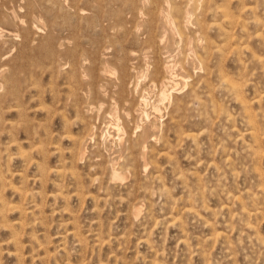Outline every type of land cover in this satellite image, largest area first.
I'll list each match as a JSON object with an SVG mask.
<instances>
[{
	"label": "bare ground",
	"instance_id": "obj_1",
	"mask_svg": "<svg viewBox=\"0 0 264 264\" xmlns=\"http://www.w3.org/2000/svg\"><path fill=\"white\" fill-rule=\"evenodd\" d=\"M65 1L66 0H0V227L6 228V230L10 229V230H8V232L10 231V233H9L10 235H9V237H7V238H9L8 242L11 243L10 246L13 245L15 247L17 254L20 253V252H18V249L20 248V244L22 243V242L20 243L21 239L19 241L18 233L16 231L17 225L18 224L20 225V222H19L20 220H18L19 223H17V222L16 223L15 222L14 223H12V222L8 223L7 219H9V218L7 215L11 211H14L15 209H17V211H19L18 215L20 214L21 216L22 215L23 216L35 215V214H37L36 211L39 212L38 215H40V213H42V210L39 207V206H41V204L40 205L38 204L39 205L38 206L37 201H35L36 205H32L30 207V209L28 210L26 208L27 204H29L27 199H28V197H31V196L33 198V195H32L33 192L27 191L28 188H25V186L24 187L23 186L22 187L16 186V188H15V186L12 185L14 183L9 182V181H11L10 179L13 177H17L19 180L26 182L27 176H24L22 174L23 172H21V171H20L21 173H18V172L13 173V171L9 169V165L7 163L9 161V157H8L9 154L7 152L9 150H11L12 147L15 148L16 150H18L21 154V160L20 161H23L24 165H27V166L30 164L33 165L35 163L37 166L38 172H40L39 178L44 180V178L51 172V170L48 169V168H50L48 166V163L50 161V157H52V155H53L51 153V151L49 150L50 148L48 149L45 146H49L50 144L53 145L54 142L51 141L52 134L48 131L49 126H47V128L43 127L42 132L38 131L37 127H40L41 125L43 126V124H46V123L49 124L51 122V120L53 119V115L56 114L57 110H58L55 107V105H60L59 106L60 109L64 108V106H67L66 108H68V106L71 107L73 109L75 119H77V121L79 123L78 125H80V129H81L80 134L78 136H77V134H75L76 135L75 137H71L70 136V128H71L70 126L74 122L72 123L71 121L67 120L68 119L67 116H66V118H64L65 115H63V116L59 115V117H61V119H60L61 122L58 123V126L60 124V128L63 131L61 132L60 136H59V134L57 135V136H59V138H58V141L55 142V144H58V147H55V149H53L56 151L55 154L57 155L56 157L58 158V161H61V162L63 161L64 163H66V161H67L68 165L71 168H73L72 173L71 172L70 173L72 174L71 175L72 177L74 176L73 179L76 180L75 182H77V183H75V182L74 183L77 185L78 184L83 185V184H81V181L83 183L85 182L84 180L80 179V177H81L79 175L80 172L78 174L79 169L77 171L75 170V168L78 166V164H81V163H83L82 164L83 167H84V164H86L85 166L87 167L88 170L94 171L93 172L94 177L90 178V182L95 181V180H99V184H98L99 186H98L97 190H99V189L101 190V188L104 187V186H101L103 184L100 185V181L101 182L104 181L105 184H108V185L111 184L113 186H114V183L118 184V183H122L123 181H125V179L127 178V173H129V171L131 170V169L129 170V168H131V167L133 168V171L131 172L132 175L133 174L136 175L142 171L144 173V170L148 169L147 165L150 162L149 161V159H150L149 151L152 148V146L155 144V142H157L156 138H155V134L157 132H160V134H161L160 139L162 141L160 139H158V140H160L161 143L163 142L162 145H163V148L165 149V150H163L164 152H162L161 150L163 148L161 147L162 148L160 150L161 152L158 151V153H159V155L161 153L162 158H163V155H164L165 159L169 158L168 154H167V153H169V151L167 150V148L169 146V144H168L169 141L167 140L168 143H166V137H167L168 133L172 132L173 134L178 133L177 135L179 138V136H180L179 133L184 134V131L182 130V128H184L183 125L185 126V122H187V123L192 122L193 123V121L197 120V116H196V120L192 119L193 120L192 121L190 119L191 116L188 113L190 111L189 107L191 106V108H192V105H193V103H195V101L199 102L200 105L203 102V101L202 102L200 101V100H202L200 98H203L202 97L203 94L201 95L200 91H199V89H203L201 87V85L204 88H206V90L204 91L206 101L208 102V104L210 103V106H211L210 110H212L214 117H215V115H218V112L222 111L220 109L221 107L219 108V105L216 104V102H215L216 100H214L215 98L211 96L213 94L212 91H213L214 87L211 84L210 80H213V81L216 80L219 83L223 82L224 85H219V87H220L219 89L221 90V87L224 88L227 94L229 93V94L233 95L234 99L236 100L235 101L233 99V101L236 103L238 101L240 104L242 117L241 116H239V117H240V119L243 118V120L246 122V125L243 126L242 130H244L246 128L245 126H247V128H246L244 133L239 132V133H237V135L234 133V135L238 136L237 138H239V140L243 139V137H246L245 139H248L247 141H249V142L243 143V149H244L245 153L248 155V157L247 156L246 157L251 159L250 161H252V163H251L252 165H253V162H254V165L255 164L257 165V164H260L261 160H264V150H263L264 148L262 146V140L264 138V112H263L264 107L260 108L261 109L260 111H262V112H254L252 110L253 104H260L261 105V103H262L261 100L264 98V90L258 89V90H261V92L255 96L251 94L252 98H250V99L244 98V95H241V87L243 85H245V80H242V77H245L246 74L245 73L242 74V71L240 69V68L244 69V66H242V65L245 61L248 60L249 61L248 64H250V62H251L252 64H255L257 66L258 69H256V70H258V75L263 79V82H264V34H263V32H264V0H80L81 3L78 2L79 0H70L71 3H67ZM67 1H69V0H67ZM260 8H262V11L259 10ZM251 27L253 28L252 30H251ZM252 40H255L256 42H258L260 44V46L263 50V54H261V53L257 54V51H259V50H257L255 52L251 48H249L250 47L249 44L251 43V45H252V42H251ZM255 45L253 47H255ZM260 46H259V48H260ZM262 50H260V52ZM229 56H231V58L233 57L235 59L234 61H236L239 65V71L235 74V76H237V79H239L240 81L242 80V82L237 80L240 83L235 81L236 78L233 79L232 76H230L228 73L224 72V70H223V65H224L226 59L227 58L229 59ZM228 59H227V61H228ZM229 60H231V59H229ZM250 68L251 67H249L247 69H250ZM235 69H236V67H235ZM251 69H250V71H251ZM228 71H230V70H228ZM245 71L247 72L248 70H245ZM234 73H235V71H234ZM212 75H214V76H212ZM232 75L234 76V74H232ZM256 75H257V73H256ZM211 77H212V79H211ZM252 78H251V80H252ZM254 80H256V79L254 78ZM213 83H215V82H213ZM256 83H258V82H256ZM261 83H262V81H261ZM246 84H248V79L246 80ZM258 85H260V83ZM46 86L47 87L49 86L48 89ZM59 86H61V87H59ZM248 86H249V84H248ZM255 87L256 86L254 85V88ZM259 88H261V87H259ZM256 89L257 88H255V90ZM46 97H48V99L50 101L51 108H47L44 105V99ZM220 97H222V94L220 95ZM230 101H232V99ZM208 104H206V105H208ZM237 106H238V104H237ZM38 107H41V108L45 107L46 108V110L44 111L45 116H43V117H45L43 120L44 123L34 121V118L36 119L35 113L38 110L37 109ZM200 107H196V110ZM203 107H204V105L202 106V108ZM103 108H104V110L102 111ZM256 108H258V110H259L258 105ZM188 109H189V111H188ZM194 109H195V107H194ZM194 109H192L191 111H193ZM40 110L42 111V109H40ZM191 111H190V113H191ZM195 111H194L195 115L196 114L198 115V112H195ZM212 113H210V115H212ZM223 113H226V111H223ZM163 114L166 115L165 120H161ZM201 114H203V113H200V115H199L200 118H201ZM206 115H207V113L205 114L204 119H206ZM207 116H209V115H207ZM209 117H211V116H209ZM216 117L214 118L215 120H212L213 122L216 121V119H217ZM225 117L228 119V122L226 123V124H228L229 119L232 118L233 116L230 117V114L228 115L226 113ZM56 118H57V116H56ZM207 120H208V117H207ZM200 121H201V119L198 121L199 123L197 122L196 126H198V124L200 126ZM222 122L223 121L221 120V123ZM231 123H233V122H231ZM193 124H196V123H193ZM231 126H232V124H231ZM210 127H211V125L208 128H210ZM109 128H111L113 131L116 132L115 138L117 139L116 144L118 146V149L116 151L117 152L116 156H109L108 153L101 150L102 147L100 148V144H104L106 146L107 138L108 139L110 138V135H109L110 133H108ZM185 128H187V126H185ZM193 128H194V125H193ZM196 128H198V127H196ZM196 128H194V129H196ZM187 130H190V129H187ZM76 132L78 133V131H76ZM207 132L210 133L209 131H207ZM20 133H22L23 137L19 136ZM73 133H75V132H73ZM188 133L184 134V136L186 138L187 137L190 138V136L192 135V133H189V134ZM232 135H233V133H232ZM172 136L174 137V135H172ZM69 137H70V139H72V141H70L71 146H70V148H67L69 151L64 152V149H66V148L64 147V145H63V147H61V142L69 139ZM185 137H183V138H185ZM191 137H193V136H191ZM200 137H201V135H200ZM230 137H232V136L230 135ZM230 137H228L226 139L229 140ZM56 138L57 137H55V139ZM186 138H185V142H187L189 139L188 138L186 141ZM237 138H236V140H237ZM193 139H195V138L193 137L192 140ZM209 139H211V138H209ZM222 139H221V141H222ZM170 140H171V138H170ZM192 140H191V142H192ZM91 141L94 142V143L92 142V144L95 148V150H94L95 153H93L94 154L93 156L87 155L89 150L87 151V149H86L87 144L90 143ZM160 141H158V143ZM178 141H179V139H178ZM210 141H208V142H210ZM173 142L174 141L172 140L170 145H172ZM191 142H190V145H191ZM232 143H233V141H232ZM23 144L27 145V149H28V147L29 148L38 147V150L36 148V151H38V153H39V155H38L39 157L37 158V160L34 159L35 160L34 161L32 157L31 158L26 157L25 154L23 155V153H21L22 152L21 149L23 148ZM179 144H181V143H179ZM109 145L110 144H108V146ZM221 145H224V147L226 146L225 148H227L228 143H226V145H225V144H222V142H221ZM111 146H113V145H111ZM160 146H161V144H160ZM232 146H234V144ZM90 147H92V146L90 145L88 148H90ZM155 147H157V146H155ZM208 147H210V146H208ZM217 147H218V144H217ZM221 147H218V148H221ZM170 148H172V147H170ZM175 148H176V150L178 149L177 146ZM181 148H182V146H181ZM213 148H215V147H213ZM225 148H223V149L221 148V151H219V153L220 152L222 153V151H223L221 156H223L224 153L226 152ZM238 148H240V146ZM33 149H35V148H33ZM114 149L115 148H113V150ZM155 149L153 150L154 154H155V152L157 153V151H155ZM194 149L192 148V150H194ZM156 150H158V149H156ZM210 150H211V148H210ZM229 150L232 151L233 149L232 150L229 149ZM195 151L196 150H194V152ZM205 151H207V150L205 149ZM34 152H35V150H34ZM91 152H93V151H91ZM240 152H242V151H240ZM171 153L174 154L176 152H171ZM195 153H197V151ZM208 153H209V151H208ZM227 153H225L227 155V158L224 157L225 159L222 162L224 163V165L226 164L229 166L232 163V159L230 160L231 161L230 162L229 159L231 157H228ZM199 154H201V153H199ZM212 154H214V152ZM22 155L24 156V158H23L24 160H22V157H23ZM26 155L28 156L29 154H27V152H26ZM161 155H160V157H161ZM185 155H187V154H185ZM214 155H213V160H214ZM235 155H237V154H234V156ZM5 156H7V157L5 158ZM202 156H200V157H202ZM206 156H208V155H206ZM239 156H241V155H239ZM33 157H34V155H33ZM120 157H123L126 160L125 161L122 158L123 162L125 161L123 163L121 160V162L123 164H121L119 161ZM160 157H159V159H160ZM170 157H171V154H170ZM241 157H243V155ZM246 157H244V158H246ZM151 158H152V156H151ZM154 158H157V156H154ZM172 158L173 157H171L170 159H172ZM192 158H194V157H192ZM197 158H199V157H197ZM197 158H195L196 161L201 160L200 158H199V160H197ZM167 160H169V159H167ZM190 160H192V159H190ZM202 160H204L205 163L203 162L204 163L203 164L202 161H200V165L202 163L203 167H204L207 160L208 161L211 160V156H210V159H207L206 161H205V158L204 159L202 158ZM237 160H238V158H237ZM11 161H12V159H11ZM11 161H10V163H11ZM20 161H19V163H20ZM55 161H56V158H55ZM176 161L177 160H175L174 162H176ZM196 161H195V163H196ZM247 161H248V159H247ZM174 162L172 159L171 163H174ZM242 162H243V158H242ZM165 163H168V162L166 161L162 164H165ZM213 163H214V161H213ZM235 163H237V162L235 161ZM162 164L159 163V166L162 167ZM198 164H199V162H198ZM198 164H196V165H198ZM238 164H239V162H238ZM241 164H243V163H241ZM251 164H250V167L252 168L253 166H251ZM154 165H156V164L154 163ZM154 165H153V167H155ZM169 165H170V167L173 166L171 164H169ZM256 165L254 167V170L252 168V170L255 171V175L257 178V181L253 183L255 186V188H253V189H255V190H251L254 192H249V191L246 192L247 195L252 196L253 201L256 202V206H253L252 209L249 208L247 211L241 210L239 213V214H242V216H244L246 218V220H244L243 223L241 224V228L243 227L242 230L245 229V230H247V232L248 231L256 232L254 225L251 224L252 222H250L248 218L250 215H254V214H257L259 212L261 213L262 205L264 204L263 203L264 202V172H263L264 169H260L261 167L259 165H258L259 167H256ZM62 166H63V164H62ZM221 166H222V164H221ZM228 166H224V167H226L224 169L227 170ZM244 166H246V165H244ZM244 166H242V167H244ZM15 167H17V166H15ZM70 167H68V168H70ZM148 167H150V166H148ZM173 167H175V166H173ZM212 167H213V165H212ZM80 168H81V166H80ZM152 168H150V171ZM62 169L63 168H61V170ZM158 169H160V168H158ZM215 169H216V167L214 168V170ZM221 169H223V167ZM221 169L219 168V170H221ZM235 169H237V166ZM235 169H234V171H235ZM21 170H24V169H21ZM84 170H85V168H84ZM172 170H174V168ZM31 171H33V170H31ZM34 171L35 172H33L32 174H36V172H37L36 169ZM63 171L65 172L66 170H63ZM147 171H149V170H147ZM156 171H158V170H156ZM198 171H194V172L190 171L193 175V176L191 175V177H194L197 175V174L195 175V172L200 174V172H198ZM236 171H238V170H236ZM55 172H57V171H55ZM82 172H83V169H82ZM86 172H88V171H86ZM174 172H176V171H174ZM180 172L182 173V170L181 171L179 170V174H180ZM227 172L230 173V170ZM243 172L241 171V173H243ZM250 172L252 173V171H250ZM61 173H63V172L62 171L59 172V174H61ZM131 173H129V175H131ZM84 174L82 176L85 177L87 173L85 175ZM152 174H155V173H152ZM219 174H221V173L219 172ZM224 174H225V172H224ZM25 175H26V172H25ZM53 175H55V174L53 173ZM157 175L161 176V174L159 175V172L156 173L155 177H157ZM222 175H223V173H222ZM233 175H234V173H233ZM248 175H249V173H248ZM255 175L253 174V176H251V177H253V180H254ZM90 176H91V174H90ZM144 176L146 177V175H144ZM178 176L180 178H182V181H183L184 176L183 177L180 175H178ZM243 176H245V175H243ZM36 177H38V176H36ZM51 177H52V175H51ZM54 177H56V176H54ZM57 177H59V175ZM134 177L135 176H133L132 178H134ZM137 177H142V176H137ZM145 177H143V178H145ZM150 177L152 178L151 175H150ZM161 177H159L160 181H161ZM199 177L197 175L196 176L197 181L193 180L194 186H195L196 182H198L196 184L197 189H198L197 194H196L197 197H196V195L191 196L192 191H189L188 190L189 186L188 187L186 186L188 188L187 191H189L190 194H188L189 197H187V199H186V200H188V202L185 201L187 203V205L185 204V206L183 205L184 208L182 207L183 208V210L181 211L182 216H183V211L186 214L192 215L194 217H198V219L200 217L201 210L208 212V213L210 212L211 215L215 214V212L213 210L209 209L210 207H208L205 204L204 196L206 197V194H204V192H205L204 186H203L202 182H200L201 179ZM60 178H61V176H60ZM151 178H148V179H151ZM153 178H154V175H153ZM196 178H194V179H196ZM204 178H205V176H204ZM18 179H17V181H18ZM83 179H85V178H83ZM128 179L131 180V178H128ZM139 179H141V178H139ZM176 179L178 181H180L177 178V176H176ZM12 180H14V178ZM61 180L63 181V178ZM32 181L33 180H31V182H28V183L31 184ZM14 182L16 183V180ZM40 182L41 181H39L37 186H41ZM132 182H134V180H132ZM135 182H137V181H135ZM157 182H155L156 185H157ZM60 183H61V181H60ZM88 183H89V179H88ZM97 183L98 182H96V184ZM255 183H256V185H255ZM20 184L23 185V183H20ZM129 184H127V185H129ZM144 184H147L146 186L149 185L148 183H145V182L142 184V181H141V184L139 183V185H142V188H145V187H143ZM184 184L185 183H183V185ZM207 184L204 183L205 187ZM51 185H52V182H51ZM58 185H59V183H58ZM73 185L74 184H72L71 187H73ZM127 185H124V186L126 187ZM180 185H182V184L180 183ZM26 186L28 187V185H26ZM31 186H29V187H31ZM65 186H67L66 183H65L64 187ZM86 186L88 187L87 183H86ZM113 186H111V187L113 188ZM151 186H148V187L150 188ZM161 186H162V184H161ZM161 186L159 184V186H157V188L162 189ZM254 186L252 185V187H254ZM34 187L36 188V185ZM52 187H53V185H52ZM57 187L59 188V186H57ZM61 187H63V186L61 185ZM71 187H70V189H71ZM80 187L78 188V191H75V192L78 193L77 197H78L79 201L81 202L83 200L82 199V197H83L82 192L83 191L81 190V189H83V187L82 188H80ZM89 187H91V186H89ZM121 187L122 186H120V188ZM127 187H129V186H127ZM148 187L146 189L147 191H148ZM247 187H249V186H247ZM6 188L13 189L12 192L14 191L18 194V197L20 200L19 206L18 205H17V207L15 205L9 206L7 204L8 202L6 203V201H8L10 199V197L7 196L9 199L5 200V196H6L5 189ZM42 188H43V186H42ZM42 188H40V189H42ZM84 188H85V186H84ZM129 188H131V190H132V187H129ZM164 188H165V184H164ZM183 188H185V187H183ZM208 188H210V185ZM211 189H213V188L211 187ZM29 190H30V188H29ZM52 190H55V188H53ZM68 190H67V192H68ZM88 190L91 191V189H89V188H88ZM113 190H115V188ZM123 190H124V188H123ZM165 190L167 191L166 188H165ZM247 190H250V187L247 188ZM8 191L9 190H7V192ZM37 191H35V192H37ZM92 191H93V188H92ZM106 191L104 190V192H102V191L101 192L103 194V193H106ZM125 191H123V194H126V193H124ZM128 191H130V190H128ZM135 191H134V193H135ZM145 191H143V192L146 193ZM163 191H159V192L163 193ZM212 191L210 190L211 193H213ZM220 191H222V190H220ZM10 192H11V190H10ZM38 192L40 193V191H38ZM65 192H64V194H65ZM138 192H140V191L138 190ZM143 192H142V194H143ZM149 192H151V191L149 190L148 193ZM183 192H184V190H183ZM206 192H208V191H206ZM57 193L60 194V192H57ZM69 193H71V192H69ZM87 193L89 194L88 191H86V195H87ZM93 193H94V191H93ZM110 193H111V191H110ZM116 193L119 196V193L118 192H116ZM215 193H213V194H215ZM36 194L37 193L34 194V197ZM48 194H50V193H48ZM58 194H56V195H58ZM90 194L93 195L92 192ZM97 194H98V192H97ZM111 194L114 196L113 193H111ZM111 194H110V196H111ZM130 194H132V193L128 194L129 195L128 198H130V196H131ZM163 194L165 195V192ZM167 194H168V192H167ZM40 195H43V194L40 193ZM40 195L38 197H40ZM54 195H55L54 193H53V195H51L53 197V199H54ZM62 195H63V193H62ZM62 195L60 194V196L59 195L58 196L62 197ZM94 195H95V193H94ZM222 195L224 196V198L226 200L225 204L227 202V205L222 206L223 205L222 204L220 211L221 210L230 211L229 205H231L232 202H236V201L239 202V200L241 198L240 195H236L234 193L232 194L231 192H229V193L223 192ZM9 196H12V195L9 194ZM66 196H67V194H66ZM71 196L73 197V194ZM95 196H94V198H95ZM110 196H107L104 199H109L108 197H110ZM113 196H111V197H113ZM135 196H133V197L135 198ZM147 196H149V195H147ZM140 197H139V199H140ZM168 197H169V195H168ZM183 197H186V195L184 194ZM43 198L45 199V197H43ZM68 198H69V196H67V199ZM96 198H98V197H96ZM117 198H118L117 199L118 201H119V198H121L122 200L124 199L123 196L122 197L120 196ZM136 198H137V196H136ZM145 198H146V196H145ZM181 198H182V196H181ZM53 199H51V200L53 201ZM57 199H60V198H57ZM171 199L172 198H170V200ZM19 200H18V202H19ZM39 200L41 201V197L39 198ZM74 200H76V199H74ZM96 200L98 201V199H96ZM102 200L103 199H101V201ZM117 200H116V202H117ZM134 200H136V199H134ZM165 200L167 202L169 201V199H163V201H165ZM181 200L183 201V199H181ZM79 201H77V202H79ZM121 201H120V204L124 200L122 202ZM143 201H145V199ZM30 202H31V200H30ZM46 202H47V200H46ZM60 202H62V201L60 200ZM126 202H128V201L126 200ZM126 202L124 201L123 203H126ZM133 202L134 201H132V203ZM152 202H153V199H152ZM171 202H173V201H171ZM198 202H199V204H197ZM41 203H42V201H41ZM66 203H67V201H65V203H63V205ZM81 203H83V202H81ZM91 203H93V202H91ZM105 203L103 204L104 206H105ZM107 203H108V201H107ZM165 203L166 202H164V203L161 202L160 204H163V206H164ZM173 203H175V201ZM111 204H114V203H111ZM182 204H184V203H182ZM48 205H51V204L48 203L47 206ZM61 205L62 204H60V206ZM139 205H140V201L138 202V200L130 205L131 206V214H132L133 218H135L139 212V208H138ZM150 205H152V204L150 203ZM173 205H172V208H173ZM53 206H55V205H53ZM104 206H100V207L104 208ZM106 206L108 207V204H106ZM112 206H114V205H112ZM146 206L148 207V204ZM68 207H67V209H69ZM75 207H76V205H75ZM95 207H98V206L95 205ZM100 207H99V209L101 210ZM117 207H119V206H117ZM167 207L165 205L164 208H162V210L164 211V209ZM170 207H171V205H170ZM170 207H169V209H170ZM175 207H176V205H175ZM175 207H174L173 211H175ZM197 207L199 209H197ZM44 208H43V210H44ZM80 208H81V206H80ZM80 208H79V210H80ZM114 208H116V207L114 206ZM125 208H126V206H124V209ZM153 208H154V205H153ZM172 208H171V211H172ZM67 209L65 211H67ZM145 209H147V208H145ZM63 210H64V208H63ZM70 210H69V212H70ZM74 210H76V209H74ZM107 210H106V212H107ZM128 210H130V208ZM49 211L51 212V210H49ZM114 211H115V209H114ZM118 211H120V209H118ZM118 211H116V213H119ZM148 211L149 210H147V212ZM158 211H161V210H158ZM171 211L169 212L170 214L167 213V214H169V218H171V213H173ZM34 212H35V214H33ZM99 212H97V213H99ZM165 212H167V211H165ZM165 212H163V214ZM15 213H16V211H15ZM44 213L45 212H43V214ZM47 213H48V211H47ZM47 213H45V214H47ZM57 213L60 214V212H58V211H57ZM61 213H62V211H61ZM70 213H72V212H70ZM92 213H94L93 210H92ZM103 213H105V212H103ZM125 213H126V211L124 212L123 218L127 215ZM148 213H150V212H148ZM185 213H184V217L186 216ZM74 214H76V213H74ZM77 214H79V213H77ZM99 214H97V215H99ZM179 214H181V213H178V215ZM70 215H72V214H70ZM95 215H96V213H95ZM97 215L95 216V219L97 217H101V216H97ZM152 215H154V214H152ZM165 215H164V217H166ZM43 216H45V215H43ZM104 216L108 217V215H104ZM109 216H110V214H109ZM115 216H116V214H115ZM182 216H181V218L179 217V219H182ZM36 217L38 218V216H36ZM41 217H42V214H41ZM41 217H39V218H41ZM50 217H52V216H50ZM50 217L48 216V218H50ZM70 217L73 218V216H70ZM77 217H76V219L79 218V217L78 218ZM22 218H24V217H22ZM29 218H31V217H29ZM93 218H92V220H93ZM109 218H111V217H109ZM139 218H141V217L139 216ZM142 218H143V216H142ZM159 218H158V220H159ZM212 218H213V216H212ZM41 219H43V218H41ZM44 219H43V222H45ZM58 219H59V217H58ZM76 219H73V221L74 220L76 221ZM148 219H150V217H148ZM50 220H49V222H50ZM78 220L80 223V218ZM138 220H140V219H138ZM142 220L140 221L141 223H142ZM153 220H154V218H153ZM158 220H157V224L160 222V221L158 222ZM165 220H167V219L165 218ZM170 220H172V222L177 221L175 218H172ZM182 220H184V218ZM182 220H181V222H182ZM39 221H40V219H39ZM39 221H37V219H36V222H39ZM71 221H72V219H71ZM95 221H97V219ZM130 221H128V222H130ZM201 221L203 222V219ZM66 222H63V223L65 224ZM81 222H82V219H81ZM123 222H122V224H123ZM147 222H149V224L152 223L151 220L147 221ZM164 222H162V223H164ZM166 222H168V220ZM186 222H187V220H186ZM63 223H62V225H64ZM101 223L102 222L98 223V225ZM131 223L134 224L135 222L131 221ZM137 223H139V222H137ZM155 223H156V220H155ZM155 223H153V224H155ZM183 223H185V222H183ZM183 223H181V224H183ZM204 223L208 224L209 229H211L210 226L212 225L213 222L211 223V222H207L204 220ZM209 223H211V225H209ZM30 224H31V222H30ZM51 224H53V223H51ZM51 224L49 223L48 225H51ZM58 224H59V222H58ZM58 224L56 223L57 226H59ZM72 224H73V227L71 228L72 230H70V232L68 234L71 235L75 239V241H77L79 243V245L82 244L83 248L86 247V246H84V244H85V242L86 243H88V242L86 241L85 237L89 238V235L91 233V232L89 233L90 229L86 230V231H88L87 233L89 235L85 232L88 236H85V237L83 236L85 238V241H84V238L82 237V235H85V234L81 233L80 227L78 226L79 224L77 223L78 224L77 226H76L75 222H73ZM88 224L89 223H87L86 226H88ZM128 224H127V227H128ZM143 224H145V223H143ZM164 224L162 226H164ZM167 224H169V222ZM170 224L172 225V223H170ZM25 225H26V223H25ZM48 225H47V227H48ZM176 225H179V224H176ZM213 225H214V223H213ZM42 226H43V224H42ZM68 226L70 227V225H68ZM100 226L101 225H99L98 227H100ZM107 226H109V225L107 224ZM130 226H132V224ZM173 226H172V228H173ZM208 226L207 227L205 226V227L208 228ZM44 227H45V225H44ZM96 227L97 226H95V228ZM105 227H106V225H105ZM141 227H142V224H141ZM153 227H156V226H153ZM157 227H158V225H157ZM18 228L19 229L21 228V230L23 229L21 226ZM36 228L37 227H35V230H36ZM65 228L66 227H64V230H65ZM107 228H105L106 231H108ZM128 228H130V227H128ZM134 228H136V227H134ZM159 228H160V226H159ZM164 228H165V226H164ZM182 228H180V229L182 230ZM226 228H227V226H226ZM41 229H43V228H41ZM139 229H141V228H139ZM174 229H176V227ZM178 229L179 228L177 227L176 230H178ZM212 229H215V228H212ZM212 229H211L212 233L211 234L209 233L210 236L213 237V240H214V238H217V240H218V238L220 237L219 238V240H220L224 234L220 233L221 231L217 232L216 230H212ZM26 230L28 232L29 229H26ZM44 230H45V228H44ZM100 230H101V228H100ZM150 230L148 232H150ZM181 230H179V231H181ZM183 230H182V233H183ZM2 231H4V230L2 229ZM31 231H32V228H31ZM36 231H38V230H36ZM59 231H60V229L57 232H59ZM126 231L127 230H124V232H126ZM143 231L145 232V230H143ZM5 232H7V231H5ZM8 232H7V235H8ZM104 232H105V230H104ZM120 232H121V230H120ZM128 232H131V234H132L133 231L128 230L127 233ZM185 232L187 233L186 230H185ZM41 233H43V232H41ZM46 233H48V232H46ZM179 233H181V232H179ZM182 233H181V235H182ZM35 234L36 233H33V235H30V237L31 236L34 237ZM45 234L43 233V235H45ZM54 234H55V232H54ZM95 234H96V232H95ZM95 234H93V235H95ZM135 234H137V233H135ZM144 234H146V233H143V232L141 233L142 236ZM100 235H101V233L98 234L99 237H100ZM113 235H114V233H113ZM113 235H111V236H113ZM121 235H123V234L121 233ZM126 235L127 234L125 233V235H123V237H125ZM139 235L140 234H138L137 236L139 237ZM148 235L146 234V237H148ZM204 235H206V234H204ZM225 235H224V237H222V240H224ZM255 235H256V233H255ZM48 236H51V235H48ZM62 236H63V234H62ZM106 236L109 237V234L107 233L105 235V238H106ZM117 236L119 237L120 234L119 235L117 234ZM117 236H116V238H117ZM128 236H129V234H128ZM131 236H133V235H131ZM25 237H24V239L30 238V237H27V238H25ZM96 237H97V235H96ZM182 237H183V235H182ZM42 238L43 237H40L39 240H41ZM97 238H95L96 240L95 239L94 240L96 241L95 242L96 246H99V244H97V243H101V239L99 240ZM113 238H115V235ZM153 238H154V235H153ZM184 238L186 239V236ZM255 238L257 241L262 242L261 238L258 237L257 235L255 236ZM89 239H91V237ZM185 239H183V240H185ZM203 239H204V237H203ZM32 240L34 242H36V241H38V237L35 236L34 238H32ZM44 240H45V238H44ZM61 240H64V239H61ZM70 240H71V238H70ZM91 240H89V241H91ZM148 240L144 239L143 243H145V245L149 246L150 242H148ZM209 240H211V238ZM102 241H103V239H102ZM125 241L126 240H124L123 243H126ZM195 241H197V240L195 239ZM204 241L206 242V240H204ZM25 242H27V241H25ZM53 242H55V241H53ZM93 242H91V243H93ZM114 242L117 243V241H114ZM118 242H121L120 239ZM198 242H197V244H198ZM226 242H227V240H226ZM27 243H29V242H27ZM50 243H51V241L48 240V241H46V243L44 245H47ZM134 243L135 242H133V245L135 246ZM154 243H153V245H154ZM201 243H202V241H201ZM62 244L63 243H61V245ZM102 244H103V242H102ZM208 244H207V246H208ZM213 244H215V242ZM219 244H221V243H219ZM22 245H23V243H22ZM44 245L42 246V243L38 242L36 246H39V248H43L44 251L42 250V252H45L46 254H48L47 253L48 250L46 248L47 246L45 247ZM85 245H87V244H85ZM153 245H151V246L153 247ZM159 245H160V243H158V246ZM225 245H226V243H225ZM28 246H30V245H28ZM106 246H108V244ZM118 246H119V243H118ZM118 246H117V248H118ZM125 246H123V247H125ZM131 246H132V244H131ZM151 246H150V248H151ZM200 246L201 245H199L198 247H200ZM204 246H205V244H204ZM226 246L228 249L226 248ZM226 246H225V249L229 250V248H230V247H228L229 245L227 244ZM1 247L2 246L0 244V249H1ZM63 247L64 246H62V248ZM90 247H92V246H90ZM196 247H197V245H196ZM56 248H58V246ZM117 248L114 247V249H116V250H117ZM120 248H121V246H120ZM160 248H162V247H160ZM201 248H202V246H201ZM87 249L88 248H86V250ZM91 249L89 248V252ZM100 249H101V247H100ZM107 249H109V247ZM132 249H133V247H132ZM194 249H192V250H194ZM35 250H34V252H36ZM66 250H64V251H66ZM76 250H78V249H76ZM76 250H74V251H76ZM109 250H111V248ZM148 250H151V249L148 248ZM72 251H70V252H72ZM84 251H83V253L86 252V251L85 252ZM96 251H97V249H96ZM98 251H100V250H98ZM119 251H117V252L119 253ZM198 251H201V250L199 249ZM198 251H197V253H198ZM11 252H13V251H11ZM11 252H9V254ZM49 252H51V251H49ZM129 252L130 251H128V253ZM153 252L155 253L156 251L153 250ZM5 253H6V251H5ZM55 253H53V254H55ZM97 253H99V252H97ZM97 253H95V254H97ZM104 253L106 254L107 251ZM114 253H116V252L114 251ZM120 253H121V251H120ZM228 253L231 255L230 251L227 252V254ZM24 254H26V252ZM29 254L31 255L30 252H29ZM57 254H59V253H57ZM78 254L80 255L82 253L80 252ZM105 254H103V255H105ZM151 254H153V253H151ZM159 254H160V252H159ZM189 254H190V252H189ZM1 255L3 256V254H1ZM19 255H15V260L18 259V258L16 259V256L19 257ZM65 255H66V253H65ZM113 255L116 256L118 254H113ZM125 255H123V256H125ZM134 255H135V253H134ZM137 255H138V253H137ZM199 255H201V254H199ZM21 256H24V255L21 254ZM29 256H28V259H29ZM36 256H37V254H36ZM46 256L44 257L43 260L41 259V261L44 262L45 259L48 260L49 256L48 255H46ZM62 256H64V255H62ZM96 256H98V254ZM127 256H129V255H127ZM146 256L148 257V255H146ZM51 257H53L52 254H51ZM66 257H69V256H66ZM98 257H100V255ZM110 257H111V251H110ZM125 257H123V259ZM152 257H153V255H152ZM164 257H165V255H164ZM30 258H31V256H30ZM53 258L51 260L52 262H53ZM78 258H80V257H78ZM83 258L84 257L82 256V259ZM103 258H104V256H103ZM120 258H122V257H120ZM128 258L130 259L131 257H128ZM133 258H134V256L132 257V259ZM142 258H144V257H142ZM153 258H152V261H153ZM206 258L208 259V257H206ZM38 259H40V258H38ZM119 259H118V262L120 261ZM162 259H163V257H162ZM203 259L205 260V256H203ZM65 260H68V259H65ZM83 260H85V259H83ZM112 260H115V259L114 258L112 259V257H111V262H112ZM201 260H202V258H201ZM31 261H32V258H31ZM80 261H81V258H80ZM85 261H87V259ZM106 261H107V259H106ZM124 261H125V259H124ZM157 261H160V260L157 259ZM14 262H16V261H14ZM23 262H24V260H23ZM23 262H22V264L25 263V262L24 263ZM28 262L30 263V261H28ZM28 262H27V264H29ZM56 262H57V259H56ZM107 262H106V264H107ZM127 262H130V261H128V259H127ZM131 262H130V264H131ZM143 262H145V261H143ZM206 262H209V261H206ZM16 263L18 264V261ZM20 263H21V261L19 262V264ZM64 263H66V261ZM114 263L115 262L113 261V264ZM44 264H47V263L44 262ZM99 264H100V262H99ZM108 264H109V262H108ZM121 264H123V263H121ZM135 264H136V262H135ZM141 264H143V263H141ZM147 264H149V263H147ZM151 264H152V262H151ZM165 264H167V263H165Z\"/></svg>",
	"mask_w": 264,
	"mask_h": 264
},
{
	"label": "rangeland",
	"instance_id": "obj_2",
	"mask_svg": "<svg viewBox=\"0 0 264 264\" xmlns=\"http://www.w3.org/2000/svg\"><path fill=\"white\" fill-rule=\"evenodd\" d=\"M65 2H67V3H71L70 2V0L69 1H65ZM79 3H81V1L79 0L78 1ZM66 3V4H67ZM260 11H262V8H260L259 9ZM253 28L251 27V30H252ZM263 34H264V32H263ZM252 42V45H251V43L249 44V48H251L253 51H257V50H259V51H257V54H263V50H262V48H261V46H260V44L258 43V42H256L255 40H252L251 41ZM256 42V43H255ZM256 44V45H255ZM255 45V47H253ZM258 48H257V47ZM259 46H260V48H259ZM109 50V49H108ZM260 50H262L261 52H260ZM228 59V58H227ZM227 59H226V61H225V63H224V65H223V70H224V72H226V73H228L230 76H232L233 77V79H235V81H237V80H239V79H237V76H235V74L239 71V65H238V63L236 62V61H234L235 59L232 57L231 58V56H229V59H231V60H229L228 59V61H227ZM233 60V61H232ZM235 62V63H234ZM227 63V64H226ZM230 63V64H229ZM249 63V61L247 60V61H245L244 63H243V65L242 66H244V69L243 68H240L241 69V71H242V74H246L245 75V77H242V80H245V85H243L242 87H241V95H244V98H246V99H250V98H252L251 96L252 95H258L260 92H261V90H258V89H263L264 90V82H263V79L258 75V70H256V69H258L257 68V66L255 65V64H252L251 62H250V64H248ZM232 64V65H231ZM235 64V65H234ZM228 65V66H227ZM237 65V66H236ZM246 65V66H245ZM253 66V67H252ZM235 67H236V69H235ZM249 67H251L250 69H251V71H250V69H247V68H249ZM254 68V69H253ZM230 70V71H228V70ZM245 70H248L247 72L245 71ZM232 71V72H231ZM234 71H235V73H234ZM257 71V72H256ZM198 72V71H197ZM230 72V73H229ZM199 73V72H198ZM255 73V74H254ZM256 73H257V75H256ZM232 74H234V76L232 75ZM254 74V75H253ZM212 76H214V75H212ZM253 77V78H252ZM251 78H252V80H251ZM254 78L257 80H254ZM211 79H212V77H211ZM248 79V84H249V86H248V84H246V80ZM250 79V80H249ZM242 80L240 81V82H242ZM211 81V84L213 85V87H214V89H213V91H212V97H214L213 99L214 100H216L215 102H216V104H218L219 105V108L222 110V111H220V112H218V115H215V117L217 118L216 119V121L215 122H213L212 120H215L214 118V114L212 113V110H210L211 108V106H210V103L208 104V102L206 101V97H205V90H206V88H204L202 85H201V87L203 88V89H199V91H200V94L202 95L203 94V98H200V99H202V100H200L201 102H202V104L204 105V107L202 108V104L200 105L199 104V102H196L195 101V103H193V105H192V108H191V106L189 107L190 108V111L192 110V109H194V107H195V109L193 110V111H191V113H190V111H189V109H188V111H189V115L191 116V120L193 119V120H196V116H197V120L196 121H193V123H196V124H193L192 122L191 123H187V122H185V126H187V128H185V126L183 125V127L184 128H182V130L184 131V134L185 133H192V135L191 136H193L195 139H193L192 140V138L193 137H191L190 136V138L189 137H185L184 136V134H182V133H179V135L181 136H179V138H178V133H176V134H173L172 132L171 133H168V135H167V137H166V143H168V141H169V146L170 147H172V148H170L169 146H168V148H167V150L169 151V153H167L168 154V157L169 158H167V159H169V160H167V159H165L164 158V155H163V158H162V155H161V153H160V155H161V157H160V155H159V153H158V151L159 152H164L163 150H165L164 148H163V145H162V143H161V139H160V132H157L156 134H155V138H156V141L157 142H155V146H157V147H155L154 145L152 146V148L150 149V151H149V157H150V159H149V163H148V165H147V170H149V171H147V170H144V173H143V171L142 172H139L138 174H136V175H132V171H133V168L131 167V168H129V173H131V175H129V173H127V178L125 179V181H123L122 183H118V184H116V183H114V186L113 185H111V184H105L104 183V181L103 182H101L100 181V185L101 184H103V185H101V186H104V187H102L101 188V190L99 189V190H97L98 189V184H99V180H95V181H92V182H90V178H92V177H94V175H93V172L94 171H91V170H88L87 169V167L85 166L86 164H84V167H83V163H81V164H78V166L75 168V170L77 171L78 169H79V171H78V174H79V172H80V179L81 180H84L85 182L83 183L82 181H81V184H83V185H80V184H75V183H77V182H75L76 180H74L73 179V177L71 176L72 174V169L73 168H71L69 165H68V163H67V161H66V163H64L63 161V163L61 162V161H58V158L56 157L57 155L55 154L56 153V151L55 150H53V149H55V147H58V144H55V142H57L58 141V138H59V136H60V134H61V132L63 131L61 128H60V124H59V126H58V123H60L61 121H60V119H61V117H59V115L60 116H63V115H65L64 116V118H66V116H67V120H69V121H71L73 124L70 126L71 128H70V136L71 137H75L76 135L75 134H77V136L80 134V125H78L79 123H78V121H77V119H75V116H74V112H73V109L71 108V107H69L68 106V108H66L67 106H64V108H62V109H60L59 108V106L60 105H55V107L58 109L57 110V113L56 114H54L53 115V119L51 120V122L49 123V124H43V126L41 125L40 127H37V129H38V131H40V132H42L43 130H42V128L43 127H46L47 128V126H49L48 127V131L52 134V138H51V141L52 142H54L53 143V145L52 144H50L49 146H45L46 148H50L49 150L51 151V153L53 154H51L52 155V157H50V161H49V163H48V166L50 167V168H48L49 170H51V172L44 178V180L43 179H40L39 177V175H40V172H38V169H37V166H36V164L34 163L33 165L32 164H30V165H24V162L23 161H20L21 160V154H20V152L18 151V150H16L15 148H11V150H9L7 153L9 154L8 155V157H9V161L7 162L8 163V165H9V169L10 170H12L13 171V173H21V172H23L22 174L24 175V176H27V181L25 182V181H22V180H19L17 177H13L14 178V180H12L13 178H11L10 180L11 181H9L10 183H14V184H12V185H14L15 186V188H16V186L17 187H24L25 186V188H28L27 189V191H29V192H33L32 193V195H33V198H32V196L31 197H28V202H29V204H27V206H26V208L29 210L30 209V207L32 206V205H36V203H35V201H37L38 203H37V205L39 204H41V206H39L40 207V209L42 210V213H40V215H38L39 214V212H37L36 211V213L37 214H35V212L33 213V214H35V215H28V216H21L20 214L18 215V213H19V211H17V209H15L14 211H11L7 216H8V218L9 219H7V222L8 223H10V222H12V223H19L20 222V225L18 226L17 225V227H16V231H17V233H18V238H19V241H20V239H21V241H20V243L22 242L23 243V245H22V243L20 244V248L18 249V252H20L22 255H24V256H21V254L20 253H18L17 254V251L15 250V247L12 245V246H10L11 245V243H9L8 242V240H9V238H7V237H9V233H10V231L8 232V230H10V229H7L6 230V228H3V227H0V244H1V249H0V253L1 254H3V256L0 254V264H17L16 262L18 261V264H19V262L21 261V263L20 264H22V262H23V260H24V262L27 264V262L28 261H30V263L31 264H44V262H46L47 264L49 263V264H56L57 262V264H63L65 261H66V263L67 264H80L81 262V264H99V262H100V264L102 263V264H106V262L108 261L109 262V264H113V261L115 262L114 264H121V263H123V264H130V262H131V264H135V262H136V264H141V263H143V264H147V263H149V264H151V262H152V264H165V263H167V264H264V204L262 205V211H261V213L259 212V213H257V214H254V215H250L249 216V221L250 222H252L251 224L252 225H254V227H255V231L256 232H254V231H248L247 232V230H242V228H241V224L243 223V221L244 220H246V218L244 217V216H242V214H239L240 213V211L241 210H244V211H247L249 208H253V206H256V202L255 201H253V198H252V196H250V195H247L246 194V192L247 191H249V192H254V191H251V190H255V189H253V188H255V186H254V182H256L257 181V178H256V175H255V171H253L254 170V167H255V165H254V162H253V165L251 164L252 163V161H250L251 159H249V158H247L248 157V155L245 153V151H244V149H243V143H247V142H249V141H247L248 139H245L246 137H243V139H241V140H239V138H237L238 136H236L237 135V133H244L245 132V130H246V128H247V126H245L244 128V130H242L243 129V126L244 125H246V122L243 120V118H241L240 119V117L239 116H241L242 117V112H241V107H240V104H239V102L237 101V103L236 102H234L233 101V99H234V97H233V95H231V94H227L226 93V91H225V89L224 88H222L221 87V90L219 89L220 87H219V85H224V83L222 84L221 82L219 83L218 81H216V80H210ZM239 81H237V82H239ZM261 81H262V83H261ZM213 82H215V83H213ZM239 82V83H240ZM256 82H258V83H256ZM260 83V85H258ZM247 85V86H246ZM254 85L256 86L255 88H257L256 90H255V88H254ZM263 85V86H262ZM253 86V87H252ZM47 87V86H46ZM49 87V86H48ZM48 87H47V89H48ZM59 87H61V86H59ZM200 87V88H201ZM259 87H261V88H259ZM217 88V89H216ZM254 90H253V89ZM217 90V91H216ZM262 90V91H263ZM225 91V92H224ZM257 91V92H256ZM252 92V93H251ZM227 95H226V94ZM222 94V97H220V95ZM248 94V95H247ZM252 94V95H251ZM214 95V96H213ZM232 96V97H231ZM249 96V97H248ZM201 97V96H200ZM232 99V101H230ZM205 100V101H204ZM235 100V99H234ZM47 101V102H46ZM223 101V102H222ZM236 101V100H235ZM261 105L260 104H253V107H252V110L254 111V112H262V111H260L261 109V107H264V98L261 100ZM206 104H208V105H206ZM237 104H238V106H237ZM44 105L47 107V108H51V106H50V101H49V99H48V97H46L45 99H44ZM201 107H200V106ZM257 105H258V107H259V110H258V108H256L257 107ZM260 105V106H259ZM263 105V106H262ZM194 106V107H193ZM208 106V107H207ZM196 107H200V108H198L197 110H196ZM223 107V108H222ZM238 107V108H237ZM42 109V111L40 110V109ZM53 108V107H52ZM202 108V109H201ZM209 108V109H208ZM38 110L36 111V113H35V116H36V119L34 118V121L35 122H40V123H44V118L45 117H43V116H45V110H46V108L44 107V108H41V107H38L37 108ZM60 109V110H59ZM206 109V110H205ZM263 109V108H262ZM104 110V108L102 109V111ZM196 110V111H195ZM209 110V111H208ZM39 111V112H38ZM101 111V112H102ZM194 111L195 112H198V115L196 114L195 115V113H194ZM201 111V112H200ZM206 111V112H205ZM223 111H226V113L229 115L230 114V117H232V118H230L229 119V123L228 124H226L227 122H228V119L225 117L226 116V113H223ZM69 114H68V113ZM212 113V115H210V113ZM238 112V113H237ZM263 112H264V109H263ZM200 113H203V114H201V118H200ZM207 113V115H209V116H211V117H209V116H207L206 115V119H204V117H205V114ZM37 114V115H36ZM193 114V115H192ZM217 114V113H216ZM222 114V115H221ZM238 114V115H237ZM240 114V115H239ZM57 116V118H56V116ZM225 115V116H224ZM71 116V117H70ZM193 116V117H192ZM219 116V117H218ZM199 117V118H198ZM207 117H208V120H207ZM213 117V118H212ZM239 117V118H238ZM42 118V119H41ZM165 118H166V115H164L163 114V116H162V118H161V120H165ZM212 118V119H211ZM201 119V121H200V126H199V124H198V126H196L197 125V122L199 121ZM37 120V121H36ZM221 120L223 121L222 123H221ZM203 121V122H202ZM218 121V122H217ZM233 122V123H231V122ZM53 122V123H52ZM76 122V123H75ZM199 123V122H198ZM192 124V125H191ZM231 124H232V126H231ZM76 125V126H75ZM193 125H194V128H196V127H198V128H196V129H194L193 128ZM205 125V126H204ZM211 125V127L210 128H208L209 126ZM230 125V126H229ZM196 126V127H195ZM202 126V127H201ZM229 126V127H228ZM76 127V128H75ZM190 127V128H189ZM201 129H200V128ZM206 127V128H205ZM59 128V129H58ZM77 129V130H76ZM186 129V130H185ZM187 129H190V130H187ZM193 129V130H192ZM209 129V130H208ZM72 130V131H71ZM78 131V133L76 132V131ZM206 130V131H205ZM211 130V131H210ZM240 130V131H239ZM193 131V132H192ZM207 131H209L210 133H208ZM73 132H75V133H73ZM114 132V133H113ZM203 134H202V133ZM56 133V134H55ZM108 133H110L109 135H110V138L108 139L107 138V142H106V146L104 145V144H100V148L102 147V151H105L106 153H108V155L109 156H116L117 155V149H118V146H117V144H116V142H117V139L115 138V136H116V132L115 131H113L111 128H109V132ZM188 133V134H189ZM208 133V134H207ZM232 133H233V135H232ZM234 133L236 134V135H234ZM59 134V136H57ZM55 135V136H54ZM172 135H174V137L172 136ZM200 135H201V137H200ZM203 135V136H202ZM210 137H209V136ZM228 135V136H227ZM230 135L232 136V137H230ZM19 136L20 137H23V135H22V133H20L19 134ZM177 136V137H176ZM198 136V137H197ZM55 137H57L56 139H55ZM183 137H185L186 138V141H187V139H188V141L187 142H185V138H183ZM197 137V138H196ZM207 137V138H206ZM228 137H230L229 138V140L228 139H226V138H228ZM170 138H171V140H170ZM179 139V141H178V139ZM209 138H211V139H209ZM224 140H223V139ZM236 138H237V140H236ZM158 139H160V140H158ZM192 140V142H191V140ZM208 139V140H207ZM221 139H222V141H221ZM168 140V141H167ZM174 141L173 143H172V145H170V143H171V141ZM211 140V141H210ZM226 140V141H225ZM235 140V141H234ZM245 142H244V141ZM68 141V142H67ZM70 141H72V139H70V137H69V139H67V140H64V141H62L61 142V147H63V145H64V147L66 148V149H64V152H66V151H69L67 148H70V146H71V142ZM113 141V142H112ZM158 141H160L159 143H158ZM194 141V142H193ZM196 141V142H195ZM208 141H210V142H208ZM232 141H233V143H232ZM92 142L93 141H91L90 143H88L87 144V151H88V153H87V155H89V156H93L94 154L93 153H95V148H94V146H93V144H92ZM110 142V143H109ZM181 143V144H179V143ZM184 142V143H183ZM190 142H191V145H190ZM221 142H222V144H225L226 145V143H228V146H227V148H225L224 147V145H221ZM225 142V143H224ZM242 142V143H241ZM94 143V142H93ZM110 144L109 146H108V144ZM179 145H178V144ZM183 143V144H182ZM194 143V144H193ZM196 143V144H195ZM56 146H55V145ZM67 144V145H66ZM70 144V145H69ZM160 144H161V146H160ZM174 144V145H173ZM177 144V145H176ZM211 144V145H210ZM213 144V145H212ZM215 144V145H214ZM217 144H218V147H221L222 149L223 148H225L226 149V152L225 153H227L228 154V157H231L230 159H229V161L232 159V163H231V165H224V163L222 162L225 158L224 157H226L227 158V155L224 153V155L223 156H221L222 155V153H223V151H222V153L220 154L219 153V151H221V148H218L217 147ZM234 144V146H232ZM242 144V145H241ZM92 146V147H90V148H88L89 146ZM111 145H113V146H111ZM116 147H115V146ZM159 145V146H158ZM193 145V146H192ZM199 145V146H198ZM240 146V148H238L239 146ZM26 146V147H25ZM177 146V150H176V147ZM179 146V147H178ZM181 146H182V148H181ZM187 146V147H186ZM208 146H210V147H208ZM215 147V148H213V147ZM262 146H263V148H264V138H263V140H262ZM52 147V148H51ZM105 147V148H104ZM115 148L114 150H113V148ZM154 147V148H153ZM159 147V148H158ZM163 149H162V148ZM196 147V148H195ZM206 147V148H205ZM232 147V148H231ZM235 147V148H234ZM27 149V145L26 144H23V148L21 149V153H23V155L25 154V156L26 157H29V158H33V160L35 159V160H37V158L39 157L38 155H39V153H38V151H36V148H37V150H38V147H32V148H29L28 147V149ZM33 148H35V149H33ZM107 148V149H106ZM158 149V150H156V149ZM175 148V149H174ZM192 148L194 149V150H196L197 151V153H195L194 152V150H192ZM198 148V149H197ZM210 148H211V150H210ZM238 148V149H237ZM16 151H15V150ZM24 149V150H23ZM109 149V150H108ZM155 149V151H157V153L155 152V154H154V150ZM162 149V150H161ZM173 151H172V150ZM205 149L207 150V151H205ZM229 149H233L232 151H230ZM236 149V150H235ZM26 150V151H25ZM34 150H35V152H34ZM93 151V152H91V151ZM108 150V151H107ZM161 150V151H160ZM175 150V151H174ZM200 150V151H199ZM264 150V149H263ZM86 151V152H87ZM152 151V152H151ZM205 151V152H204ZM208 151H209V153H208ZM238 151V152H237ZM240 151H242V152H240ZM26 152H27V154H29L28 156L26 155ZM112 152V153H111ZM151 152V153H150ZM171 152H176V153H171ZM194 152V153H193ZM214 152V154H212ZM235 152V153H234ZM199 153H201V154H199ZM231 153V154H230ZM237 154V155H235L234 156V154ZM240 153V154H239ZM12 154V155H11ZM20 154V155H19ZM152 154V155H151ZM158 154V155H157ZM170 154H171V157H173L172 159H173V162L175 161V160H177L176 162H174V163H171L172 162V159H170L171 157H170ZM185 154H187V155H185ZM220 154V155H219ZM14 155V156H13ZM22 155V156H23ZM33 155H34V157H33ZM191 155V156H190ZM203 155V156H202ZM206 155H210L211 156V162L210 161H208L207 159H210V156L208 157V156H206ZM213 155H214V160H213ZM239 155H243V157H241V156H239ZM17 156V157H16ZM151 156H152V158H151ZM154 156H157V158H154ZM160 157V159H159V157ZM175 156V157H174ZM191 158H190V157ZM200 156H202V157H200ZM206 156V157H205ZM247 156V157H246ZM7 156H5V158H6ZM16 157V158H15ZM166 157V156H165ZM192 157H194V158H192ZM197 157H199L201 160H199V158H197ZM208 157V158H207ZM244 157H246V158H244ZM24 158V156L22 157V160H24L23 159ZM55 158H56V161H55ZM122 158L123 157H120V163L121 164H123L126 160L123 158V160H125L124 162H123V160H122ZM175 158V159H174ZM195 158H197V160H199V161H196V159ZM202 158L204 159L205 158V161L207 160V162H206V164H205V166L203 167V164L205 163L204 162V160H202ZM207 158V159H206ZM236 158V159H235ZM237 158H238V160H237ZM241 158V159H240ZM242 158H243V162H242ZM11 159H12V161H11ZM16 159V160H15ZM153 159V160H152ZM155 159V160H154ZM190 159H192V160H190ZM222 159V160H221ZM246 159V160H245ZM247 159H248V161H247ZM34 160V161H35ZM54 160V161H53ZM121 160H122V162H121ZM169 163V164H171V165H173V166H175V167H173V166H171L170 167V165L168 164V163H165V164H162V163H164V162H166V161ZM245 160V161H244ZM10 161H11V163H10ZM18 161V162H17ZM19 161H20V163H19ZM152 161V162H151ZM155 161V162H154ZM164 161V162H163ZM195 161H196V163H195ZM200 161H202V163H201V165H200ZM213 161H214V163H213ZM235 161L237 162V163H235ZM14 162V163H13ZM52 162V163H51ZM56 162V163H55ZM156 164V165H154V163ZM198 162H199V164H198ZM231 162V161H230ZM238 162H239V164H238ZM245 162V163H244ZM247 162V163H246ZM55 163V164H54ZM159 163L160 164H162V167H160L159 166ZM241 163H243L244 165H246V166H244L243 164H241ZM249 163V164H248ZM19 164V165H18ZM58 164V165H57ZM62 164H63V166H62ZM150 164V165H149ZM175 164V165H174ZM196 164H198V165H196ZM221 164H222V166H221ZM234 164V165H233ZM250 164H251V166H253L252 168H253V170H252V168L250 167ZM14 165V166H13ZM32 165V166H31ZM61 165V166H60ZM68 165V166H67ZM152 165V166H151ZM153 165L155 166V167H153ZM169 165V166H168ZM200 165V166H199ZM212 165H213V167H212ZM218 165V166H217ZM228 166L227 167V170H225L224 168H226V167H224V166ZM233 165V166H232ZM261 167L260 169H264V160H261L260 161V164H257L256 165V167H259V166ZM15 166H17V167H15ZM36 166V167H35ZM47 166V167H48ZM54 166V167H53ZM80 166H81V168H80ZM148 166H150V167H148ZM202 166V167H201ZM211 166V167H210ZM221 166V167H220ZM236 166H237V169H235L236 168ZM242 166H244V167H242ZM35 167V168H34ZM58 169H57V168ZM63 168L62 170H61V168ZM68 167H70V168H68ZM83 167V168H82ZM130 167V166H129ZM154 169H153V168ZM157 167V168H156ZM196 167V168H195ZM216 167V171L214 170V168ZM218 167V168H217ZM223 167V169H221ZM235 167V168H234ZM263 167V168H262ZM16 168V169H15ZM53 168V169H52ZM84 168H85V170L86 171H88V172H86L85 170H84ZM150 168H152L151 169V171H150ZM158 168H160V169H158ZM174 168V170H172ZM206 168V169H205ZM219 168L221 169V170H219ZM248 168V169H247ZM250 168V169H249ZM19 171H18V170ZM21 169H24V170H21ZM36 169V174H32L33 172H35L34 170ZM81 169V170H80ZM82 169H83V172H82ZM163 171H162V170ZM234 169H235V171H234ZM27 170V171H26ZM31 170H33V171H31ZM63 170H66L65 172L63 171ZM156 170H158V171H156ZM160 170V171H159ZM179 170L181 171L182 170V173L180 172V174H179ZM198 171V172H200V174L199 173H197V172H195V175L197 174L198 175V177L201 179L200 180V182H202V184H203V186H204V191L206 192V191H208V192H204V194H206V197L204 196V201H205V204L208 206V207H210L209 209H211V210H213L214 212H215V214L213 215H211V213L209 214L208 212H205V211H203V210H201V212H200V217H199V219H198V217H194V216H192V215H189V214H186L184 211H183V216H182V210H183V208H184V206H185V204L187 205V203L186 202H188V200H186L187 199V197H189V195L188 194H190V192L189 191H192L191 192V196H193V195H196L197 194V191H198V189H197V183L198 182H196V184H195V186H194V184H193V180L195 181H197V178H196V176H194V177H191V175H192V173L190 172V171H192V172H194V171ZM225 170V171H224ZM230 170V173H228L227 171H229ZM233 170V171H232ZM236 170H238V171H236ZM244 173H241V171ZM21 171V172H20ZM55 171H57V172H55ZM63 172V173H61V174H59V172ZM91 173H90V172ZM147 171V172H146ZM174 171H176V172H174ZM178 171V172H177ZM189 171V172H188ZM222 171V172H221ZM246 171V172H245ZM250 171H252V173L255 175L254 176V180H253V177H251V176H253V174L250 172ZM25 172H26V175H25ZM31 172V173H30ZM69 172V173H68ZM71 172V173H70ZM150 172V173H149ZM159 172V175L161 174V176H158L157 175V177H155L156 176V173H158ZM184 172V173H183ZM186 172V173H185ZM219 172L221 173V174H219ZM224 172H225V174H224ZM234 173V175H233V173ZM263 172H264V170H263ZM39 173V174H38ZM53 173L55 174V175H53ZM86 174V176L84 177V176H82L83 174ZM91 174V176H90V174ZM147 173V174H146ZM152 176V178L150 177V175ZM152 173H155V174H152ZM175 173V174H174ZM190 173V174H189ZM222 173H223V175H222ZM232 173V174H231ZM247 173V174H246ZM248 173H249V175H248ZM59 175V177H57L58 175ZM68 174V175H67ZM84 174V175H85ZM141 174V175H140ZM146 175V177L144 176V175ZM236 174V175H235ZM51 175H52V177H51ZM89 175V176H88ZM93 175V176H92ZM153 175H154V178L156 179H154L153 178ZM178 175H180V176H184V178H183V181H182V178H180ZM243 175H245V176H243ZM36 176H38V177H36ZM51 178H50V177ZM54 176H56V177H54ZM60 176H61V178H60ZM68 176V177H67ZM133 176H135L134 178L136 179H134V178H132ZM137 176H142V177H137ZM176 176H177V178L181 181H178L177 179H176ZM193 176V175H192ZM204 176H205V178H204ZM33 177V178H32ZM88 177V178H87ZM143 177H145V178H143ZM159 177H161V181L163 182H161L160 181V179H159ZM175 177V178H174ZM202 177V178H201ZM220 177V178H219ZM16 178V179H15ZM36 178V179H35ZM55 178V179H54ZM59 178V179H58ZM63 178V181L61 180ZM70 178V179H69ZM72 178V179H71ZM83 178H85V179H83ZM128 178H131V180L130 179H128ZM139 178H141V179H139ZM148 178H151V179H148ZM163 178V179H162ZM187 178V179H186ZM193 178V179H192ZM194 178H196V179H194ZM17 179H18V181H17ZM52 179V180H51ZM66 179V180H65ZM69 179V180H68ZM88 179H89V183H88ZM145 179V180H144ZM161 182H159L158 180ZM189 179V180H188ZM220 179V180H219ZM16 180V183L14 182ZM31 180H33L32 181V183L31 184H29L28 182H31ZM41 181L40 182V184H41V186H37L38 185V183H39V181ZM46 180V181H45ZM74 180V181H73ZM87 180V181H86ZM132 180H134V182H132ZM144 180V181H143ZM154 180V181H153ZM188 180V181H187ZM191 180V181H190ZM204 180V181H203ZM22 181V182H21ZM36 181V182H35ZM60 181H61V183H60ZM127 181V182H126ZM135 181H137V182H135ZM141 181H142V184L145 182V183H148L149 185L148 186H151L150 188L148 187V186H146L147 184H144V186L143 187H145V188H142V185H139V183L141 184ZM148 181V182H147ZM150 181V182H149ZM153 183H152V182ZM158 181V182H157ZM178 181V182H177ZM51 182H52V185H53V187H52V185H51ZM55 182V183H54ZM64 182V183H63ZM68 182V183H67ZM71 182V183H70ZM73 182V183H72ZM75 182V183H74ZM96 182H98L97 184H96ZM126 182V183H125ZM139 182V183H138ZM155 182H157V185H156V183ZM189 182V183H188ZM205 184H207L206 185V187H205V185H204V183ZM18 183V184H17ZM20 183H23V185L22 184H20ZM58 183H59V185H58ZM65 183H66V185L67 186H65L64 187V185H65ZM86 183H87V185H88V187L86 186ZM95 183V184H94ZM125 183V184H124ZM130 183V184H129ZM134 185H133V184ZM151 183V184H150ZM160 184V186H161V184H162V186H161V188L162 189H160V188H157V186H159V184ZM180 183L183 185V183H185L183 186L182 185H180ZM28 185V187L26 186V185ZM34 184V185H33ZM39 184V185H40ZM46 184V185H45ZM48 184V185H47ZM50 184V185H49ZM55 184V185H54ZM63 186V187H61V185ZM72 184H74L73 185V187H71V185ZM93 184V185H92ZM116 184V185H115ZM127 184H129V185H127ZM164 184H165V188L167 189V191L165 190V188H164ZM19 185V186H18ZM32 185V186H31ZM36 185V188L34 187ZM71 187V189H70V187ZM81 187H80V186ZM122 186L121 188H120V186ZM124 185H127V186H129V187H132V190H131V188H129V187H125ZM132 185V186H131ZM195 187H193V186ZM209 185H210V188H208L209 187ZM252 185L254 186V187H252ZM255 185H256V183H255ZM29 186H31V187H29ZM42 186H43V188H42ZM45 186V187H44ZM57 186H59V188L57 187ZM84 186H85V188H84ZM89 186H93L92 188H93V191H94V193H95V195H94V193H93V191H92V188L91 187H89ZM111 186H113V188L111 187ZM140 186V187H139ZM182 186V187H181ZM189 188H187V187ZM247 186H249L250 187V190H247V188H249V187H247ZM82 188L83 187V189H81L83 192V197H82V201L81 202H83V203H81L80 201H79V199H78V197H77V192H75V191H78V188ZM97 187V188H96ZM137 187V188H136ZM139 187V188H138ZM147 187H148V191L150 190L151 192H149L148 193V191L146 190L147 189ZM183 187H185V188H183ZM211 187L213 188V189H211ZM24 188V189H25ZM29 188H30V190H29ZM33 188V189H32ZM40 188H42V189H40ZM51 188V189H50ZM53 188H55V190H52ZM65 188V189H64ZM88 188L89 189H91V191L90 190H88ZM105 188V189H104ZM110 188V189H109ZM115 188V190H113ZM118 188V189H117ZM123 188H124V190H123ZM154 188V189H153ZM69 189V190H68ZM74 191H73V190ZM76 189V190H75ZM86 189V190H85ZM97 191H96V190ZM144 189V190H143ZM156 189V190H155ZM187 189L189 190V191H187ZM196 189V190H195ZM206 189V190H205ZM246 189V190H245ZM7 190H9L8 192H7ZM10 190H11V192H10ZM12 190L13 189H8V188H6L5 189V194H6V196H5V200H7V199H9L8 197H10V199L8 200V201H6V203L9 205V206H13V205H15L16 207H17V205L19 206L20 205V200H19V197H18V194L16 193V192H12ZM26 190V189H25ZM40 191V193L41 194H43V195H40V193L38 192V191ZM44 190V191H43ZM59 190V191H58ZM67 190H68V192H67ZM72 190V191H71ZM80 190V189H79ZM104 190L106 191V193H103L102 194V192H104ZM126 190V191H125ZM128 190H130V191H128ZM136 190V191H135ZM138 190L140 191V192H138ZM145 191L146 193H144L143 191ZM164 190V191H163ZM183 190H184V192H183ZM210 190L213 192V193H215V194H213V193H211L210 192ZM220 190H222V191H220ZM35 191H37V192H35ZM54 191V192H53ZM62 191V192H61ZM67 193H66V192ZM86 191H88L89 192V194L87 193V195H86ZM102 191V192H101ZM110 191H111V193H113L114 194V196L110 193ZM121 191V192H120ZM123 191H125L124 193H126V194H123ZM132 193V194H130L131 196H130V198H128L129 197V193ZM134 191H135V193H134ZM143 192V194H142V192ZM159 191H163V193L165 192V195L162 193V192H159ZM186 191V192H185ZM245 191V192H244ZM50 193V194H48V193ZM56 195V194H58L57 192H60V194L62 195V193H63V195H62V197H59L60 196V194H58V195H54V199L56 200H54L53 199V197L51 196V195H53V193ZM56 192V193H55ZM64 192H65V194H64ZM69 192H71V193H69ZM85 192V193H84ZM92 192V194L93 195H91L90 193ZM97 192H98V194H97ZM100 192V193H99ZM116 192H118L119 193V196H118V194L116 193ZM159 192V193H158ZM167 192H168V194H167ZM188 192V193H187ZM222 192V193H221ZM223 192H231L232 194L234 193V194H236V195H240L241 196V198H240V200H239V202L238 201H236V202H232V204L231 205H229V210L230 211H228V210H221L220 211V208H221V205L222 206H224V205H227V202H226V204H225V198H224V196L222 195L223 194ZM16 193V194H15ZM35 193H37L36 195H35V197H34V194ZM109 193V194H108ZM158 193V194H157ZM162 195H161V194ZM211 193V194H210ZM9 194L10 195H12V196H9ZM40 195V197H41V201H42V203H41V201L39 200V198L40 197H38L39 195ZM66 194H67V196H69V198L67 199V196H66ZM69 194V195H68ZM73 194V197L71 196ZM87 196H85V195ZM100 194V195H99ZM107 194V195H106ZM110 194H111V196H113V197H111L110 196ZM146 194V195H145ZM160 194V195H159ZM184 194L186 195V197H183L184 196ZM210 194V195H209ZM45 195V196H44ZM47 195V196H46ZM65 195V196H64ZM99 195V196H98ZM105 195V196H104ZM128 195V196H127ZM137 196V198H136V196ZM147 195H149V196H147ZM168 195H169V197L170 198H172L171 200H170V198L168 197ZM8 196V197H7ZM71 196V197H70ZM94 196H95V198L96 197H98V198H96V199H98V201L94 198ZM104 196V197H103ZM107 196H110V197H108L109 199H104L105 197H107ZM122 197L123 196V200L126 202V200L129 202H126V203H123L124 201L121 199V198H119V201L117 200L118 198L117 197ZM125 196V197H124ZM133 196H135V198L133 197ZM142 198H141V197ZM145 196H146V198H145ZM167 196V197H166ZM181 196H182V198H181ZM209 196V197H208ZM38 197V198H37ZM43 197H45V199L43 198ZM47 197V198H46ZM64 197V198H63ZM92 197V198H91ZM100 197V198H99ZM103 197V198H102ZM132 197V198H131ZM139 197H140V199H139ZM196 197H197V195H196ZM32 198V199H31ZM43 198V199H42ZM57 198H60V199H57ZM63 198V199H62ZM94 198V199H93ZM127 198V199H126ZM153 199V202H152V199ZM208 198V199H207ZM17 199V200H16ZM51 199H53V201L51 200ZM71 199V200H70ZM74 199H76V200H74ZM92 199V200H91ZM101 199H103L102 201H101ZM114 199V200H113ZM126 199V200H125ZM134 199H136V200H134ZM145 199V201H143ZM147 199V200H146ZM151 201H150V200ZM163 199H169V201L167 202L166 200L165 201H163ZM181 199H183V201L181 200ZM18 200H19V202H18ZM30 200H31V202H30ZM34 202H33V201ZM40 202H39V201ZM46 200H47V202H46ZM60 200L62 201V202H60ZM64 200V201H63ZM91 200V201H90ZM96 200V201H95ZM108 201V203H107V201ZM110 200V201H109ZM112 200V201H111ZM116 200H117V202H116ZM123 202H122V201ZM138 200V202L140 201V205H139V212H138V214H137V216L135 217V218H133V216H132V214H131V204H133L134 202H136ZM65 201H67V203L66 204H64L63 205V203H65ZM70 201V202H69ZM77 201H79V202H77ZM85 201V202H84ZM120 201L122 202L121 204H120ZM132 201H134L133 203H132ZM143 201V202H142ZM147 201V202H146ZM150 201V202H149ZM171 201H175V203H173V202H171ZM186 201V202H185ZM208 201V202H207ZM11 202V203H10ZM17 202V203H16ZM33 202V203H32ZM53 202V203H52ZM60 202V203H59ZM76 202V203H75ZM88 202V203H87ZM91 202H93V203H91ZM102 202V203H101ZM106 202V203H105ZM114 203V204H111V203ZM146 204H145V203ZM158 202V203H157ZM161 202H166L165 203V205H166V207L167 208H165L164 209V211L162 210V208H164V206H163V204H160ZM19 203V204H18ZM44 203V204H43ZM51 204L52 206L53 205H55V206H51V205H48L47 206V204ZM78 203V204H77ZM85 203V204H84ZM105 203V206L103 205ZM143 203V204H142ZM150 203L152 204V205H150ZM154 203V204H153ZM182 203H184V204H182ZM264 203V202H263ZM57 204V205H56ZM60 204H62L61 206H60ZM70 204V205H69ZM83 204V205H82ZM106 204H108V207L106 206ZM120 204V205H119ZM126 204V205H125ZM145 204V205H144ZM148 204V207L146 206ZM174 204V205H173ZM197 204H199V202L197 203ZM209 204V205H208ZM75 205H76V207H75ZM81 206V208H80V206ZM92 205V206H91ZM95 205L96 206H98V207H95ZM112 205H114L116 208H114V206H112ZM128 205V206H127ZM144 205V206H143ZM150 205V206H149ZM153 205H154V208H153ZM158 205V206H157ZM161 205V206H160ZM170 205H171V207H170ZM172 205H173V208H172ZM175 205H176V207H175ZM184 205V206H183ZM43 206V207H42ZM69 206V207H68ZM72 206V207H71ZM100 206H104V208H102V207H100ZM117 206H119V207H117ZM124 206H126V210L124 209ZM163 206V207H162ZM45 207V208H44ZM48 207V208H47ZM60 207V208H59ZM67 207L69 208V209H67ZM99 207L101 208V210L99 209ZM128 207V208H127ZM162 207V208H161ZM169 207H170V209H169ZM174 207H175V211H173V209H174ZM183 207V208H182ZM43 208H44V210H43ZM53 208V209H52ZM63 208H64V210H63ZM67 209V211H65L66 209ZM73 208V209H72ZM79 208H80V210H79ZM115 209V211H114V209ZM130 208V210H128ZM145 208H147V209H145ZM159 208V209H158ZM171 208H172V211H171ZM51 210V212L49 211V210ZM59 209V210H58ZM71 209V210H70ZM74 209H76V210H74ZM91 209V210H90ZM108 209V210H107ZM111 211H110V210ZM118 209H120V211H118ZM143 209V210H142ZM167 209V210H166ZM197 209H199L198 207H197ZM54 210V211H53ZM58 212H60V214L59 213H57V211ZM69 210H70V212H72V213H70L69 212ZM83 210V211H82ZM92 210H93V212L94 213H92ZM95 210V211H94ZM100 212H99V211ZM105 210V211H104ZM106 210H107V212H106ZM147 210H149L148 212H150V213H148L147 212ZM158 210H161V211H158ZM179 210V211H178ZM15 211H16V213H15ZM47 211H48V213H47ZM61 211H62V213H61ZM75 211V212H74ZM116 211H118L119 213H116ZM126 211V213L125 214H127L124 218H123V216H124V212ZM158 211V212H157ZM165 211H167V212H165ZM173 212V213H171V218H169V212ZM43 212H45V213H47V214H43ZM69 212V213H68ZM76 213V214H74V213ZM88 212V213H87ZM97 212H99V213H97ZM103 212H105V213H103ZM109 212V213H108ZM146 212V213H145ZM154 212V213H153ZM163 212H165L164 214H163ZM181 213V214H179L178 215V213ZM50 213V214H49ZM77 213H79V214H77ZM91 213V214H90ZM95 213H96V215L97 214H99V215H97V216H101V217H97L96 219H97V221H95L96 219H95ZM129 213V214H128ZM154 214V215H152V214ZM156 213V214H155ZM167 213H169V214H167ZM177 213V214H176ZM184 213H185V217H184ZM208 213V214H207ZM41 214H42V217H41ZM55 214V215H54ZM63 214V215H62ZM69 214V215H68ZM70 214H72V215H70ZM74 214V215H73ZM109 214H110V216H109ZM115 214H116V216H115ZM145 214V215H144ZM162 214V215H161ZM166 214V215H165ZM43 215H45V216H43ZM104 215H108V217H105ZM129 215V216H128ZM131 215V216H130ZM158 217H157V216ZM164 215L166 216V217H164ZM174 217H173V216ZM189 215V216H188ZM36 216H38V218L36 217ZM48 216L50 217V216H52V217H50V218H48ZM70 216H73V218L72 217H69ZM78 216L79 218H80V223H79V218L78 219H76V217ZM92 216V217H91ZM103 216V217H102ZM139 216L141 217V218H139ZM142 216H143V218H142ZM177 216V217H176ZM181 218V216H182V219L184 218V220H182V219H179V217ZM212 216H213V218H212ZM16 217V218H15ZM22 217H24V218H22ZM29 217H31V218H29ZM35 217V218H34ZM39 217H41V218H45L44 219V221L45 222H43V219H41V218H39ZM54 217V218H53ZM58 217H59V219H58ZM94 217V218H93ZM105 217V218H104ZM109 217H111V218H109ZM118 217V218H117ZM132 217V218H131ZM147 217V218H146ZM148 217H150V219H148ZM160 217V218H159ZM15 218V219H14ZM35 220H34V219ZM92 218H93V220H92ZM99 218V219H98ZM101 218V219H100ZM115 218V219H114ZM117 218V219H116ZM127 218V219H126ZM130 218V219H129ZM140 219V220H138V219ZM152 218V219H151ZM153 218H154V220H153ZM158 218H159V220H158ZM165 218L168 220V222H169V224H167L168 222H166L167 220H165ZM172 218H175L177 221H175V222H172V220H170V219H172ZM192 218V219H191ZM201 218V219H200ZM211 218V219H210ZM17 219V220H16ZM36 219H37V221H39V219H40V221L39 222H36ZM51 219V220H50ZM61 219V220H60ZM67 219V220H66ZM71 219H72V221H71ZM73 219H76V221L74 220L73 221ZM81 219H82V222H81ZM133 219V220H132ZM137 219V220H136ZM144 221H143V220ZM147 219V220H146ZM163 219V220H162ZM194 219V220H193ZM197 219V220H196ZM203 219V222L201 221ZM213 219V220H212ZM12 220V221H11ZM15 220V221H14ZM18 220H20L19 222H18ZM31 220V221H30ZM49 220H50V222H49ZM59 222V224H58V222ZM64 220V221H63ZM108 220V221H107ZM114 220V221H113ZM125 220V221H124ZM133 221V222H135L134 224L133 223H131V221ZM135 220V221H134ZM142 220V223L140 222ZM151 220V224H149V222H147V221H150ZM155 220H156V223H155ZM157 220H158V224H157ZM171 222H170V221ZM181 220H182V222H181ZM186 220H187V222H186ZM193 220V221H192ZM204 220L205 221H207V222H213L214 223V225H213V223H212V225H211V223H209V225H211L210 226V228L212 229V228H215V229H212V230H216L217 232H220V233H222V234H226L225 235V238H224V240H222V237H224V235L221 237V239L219 240V238H218V240H217V238H214V240H213V237H211L210 236V234L212 233L211 232V229H209V226H208V224H205L204 223ZM210 220V221H209ZM67 221V222H66ZM84 221V222H83ZM89 221V222H88ZM92 221V222H91ZM124 221V222H123ZM128 221H130V222H128ZM154 221V222H153ZM166 223H165V222ZM215 221V222H214ZM30 222H31V224H30ZM43 222V223H42ZM47 222V223H46ZM63 222H66L65 224L63 223ZM73 222H75L76 223V226L78 225L79 227H80V231H81V233L82 234H85V235H82V237L84 236H88L89 234L87 233L88 231H86V230H89L90 229V231H89V233H90V235H89V238L91 237V239H89V238H87V237H85L86 238V241L88 242V243H86L85 242V244H87V245H85L84 243V246H86V247H82L83 245L82 244H80L79 245V243L77 242V241H75V239L71 236V235H69L68 233L70 232V230H72L71 228L73 227ZM94 222V223H93ZM100 222H102L101 224H99V225H101L100 227H98L99 225H98V223H100ZM122 222H123V224H122ZM137 222H139V223H137ZM162 222H164V223H162ZM183 222H185V223H183ZM202 222V223H201ZM24 223V224H23ZM25 223H26V225H25ZM28 223V224H27ZM37 223V224H36ZM41 223V224H40ZM46 223V224H45ZM51 224V223H53V224H51V225H48V224ZM56 223L60 226H57L56 225ZM62 223L64 224V225H62ZM71 223V224H70ZM78 223V224H77ZM87 223H89L88 224V226H86V224ZM97 225H96V224ZM109 225V226H107V224ZM126 223V224H125ZM129 223V224H128ZM143 223H145V224H143ZM153 223H155V224H153ZM161 223V224H160ZM170 223H172V225L170 224ZM181 223H183V224H181ZM33 224V225H32ZM39 224V225H38ZM42 224H43V226H42ZM127 224H128V227H130V228H128L127 227ZM132 224V226H130ZM139 224V225H138ZM141 224H142V227H141ZM164 224V226H165V228H164V226H162ZM176 224H179V225H176ZM204 224V225H203ZM44 225H45V227H44ZM47 225H48V227H47ZM68 225H70V227L68 226ZM83 225V226H82ZM105 225H106V227H105ZM135 225V226H134ZM149 227L150 225V229L153 227V226H156V227H153L151 230L147 227V226ZM157 225H158V227H157ZM167 225V226H166ZM171 225V226H170ZM176 227V229H177V227L179 228L178 230H176V229H174L175 227ZM183 225V226H182ZM22 227L23 229L21 230V228L19 229L18 227ZM25 226V227H24ZM56 226V227H55ZM85 226V227H84ZM90 226V227H89ZM94 228H93V227ZM95 226H97L96 228H95ZM125 228H124V227ZM139 226V227H138ZM159 226H160V228H159ZM172 226H173V228H172ZM208 226V228H206V227ZM215 226V227H214ZM226 226H227V228H226ZM30 227V228H29ZM35 227H37L36 228V230H38V231H36L35 230ZM52 227V228H51ZM59 227V228H58ZM64 227H66L65 228V230H64ZM104 229H103V228ZM108 227V228H107ZM134 227H136V228H134ZM147 227V228H146ZM163 227V228H162ZM183 227V228H182ZM18 228V229H17ZM31 228H32V231H31ZM41 228H43V229H41ZM44 228H45V230H44ZM70 228V229H69ZM86 228V229H85ZM92 228V229H91ZM100 228H101V230H100ZM105 228H107V230L109 231H106V229ZM139 228H141V229H139ZM144 228V229H143ZM156 228V229H155ZM168 228V229H167ZM180 228H182V230H183V233H182V230L180 229ZM2 229L4 230V231H2ZM26 229H29L28 230V232H27V230ZM60 229V231L59 232H57L58 230ZM62 229V230H61ZM130 230V231H133L132 232V234H131V232H128L127 233V231L126 232H124V230ZM136 229V230H135ZM139 231H138V230ZM145 230V232L143 231V230ZM150 230V232H148L149 230ZM154 229V230H153ZM34 230V231H33ZM40 230V231H39ZM42 230V231H41ZM44 230V231H43ZM57 230V231H56ZM84 230V231H83ZM93 230V231H92ZM98 230V231H97ZM104 230H105V232H104ZM120 230H121V232H120ZM142 230V231H141ZM179 230H181V231H179ZM185 230L187 231V233L185 232ZM5 231H7L8 232V235H7V232H5ZM24 231V232H23ZM48 232V233H46V232ZM64 231V232H63ZM66 231V232H65ZM96 232V234H95V232ZM112 231V232H111ZM119 231V232H118ZM141 231V232H140ZM157 231V232H156ZM178 231V232H177ZM41 232H43L45 235H43V233H41ZM54 232H55V234H54ZM61 232V233H60ZM88 234H86V233ZM101 233V235L103 236H101L100 235V237L98 236V234H100ZM140 232V233H139ZM146 233L147 235H148V237H146V234H144L143 236L141 235V233ZM153 232V233H152ZM179 232H181L182 233V235H183V237H182V235H181V233H179ZM254 234H252V233ZM22 233V234H21ZM26 233V234H25ZM33 233H36L35 235H34V237L36 236V237H38V241H36V242H34L33 240H32V238H34L33 236H31L30 237V235H33ZM41 233V234H40ZM51 233V234H50ZM53 233V234H52ZM103 233V234H102ZM109 234V237L108 236H106V238L108 239H106L105 238V235L106 234ZM113 233H114V235H115V238H116V236H117V234L119 235L120 234V236L118 237L117 236V238L115 239V238H113L114 237V235H113ZM121 233L123 234V235H125V233L127 234L126 236L128 237H123V235H121ZM135 233H137V234H135ZM186 233V234H185ZM210 233V234H209ZM255 233H256V235L258 236V237H260L261 238V240H262V242H259V241H257L256 240V238H255ZM51 235V236H48V235ZM62 234H63V236H62ZM68 234V235H67ZM93 234H95V235H93ZM128 234H129V236H128ZM138 234H140L139 235V237L137 236ZM185 234V235H184ZM204 234H206V235H204ZM26 237H25V236ZM68 237H67V236ZM94 237H93V236ZM96 235H97V237H96ZM111 235H113V236H111ZM131 235H135L134 237L133 236H131ZM152 235V236H151ZM153 235H154V238H153ZM202 237H201V236ZM247 235V236H246ZM4 236V237H3ZM45 236V237H44ZM48 236V237H47ZM53 236V237H52ZM186 236V239L184 238ZM188 236V237H187ZM200 238H199V237ZM24 237L25 238H27V237H30V238H27V239H24ZM40 237H43L41 240H39L40 239ZM55 237V238H54ZM63 237V238H62ZM67 237V238H66ZM83 237V238H84ZM122 237V238H121ZM152 239H151V238ZM190 237V238H189ZM195 237V238H194ZM199 239H198V238ZM203 237H204V239H203ZM44 238H45V240L46 241H48V240H50L51 241V243L50 244H47V245H44L45 243H46V241L44 240ZM49 238V239H48ZM53 238V239H52ZM57 238V239H56ZM61 240V239H64V240H59V239ZM70 238H71V240H70ZM85 238H84V241H85ZM95 238H97V239H101V243H97V244H99V246H96V244H95ZM125 238V239H124ZM130 238V239H129ZM137 238V239H136ZM142 240H141V239ZM149 239L148 240V242H150L149 244V246L148 245H145V243H143L144 241V239ZM189 238V239H188ZM202 238V239H201ZM206 238V239H205ZM211 238V240H209ZM227 238V239H226ZM31 239V240H30ZM67 239V240H66ZM95 239V240H94ZM102 239H103V241H102ZM111 239V240H110ZM118 239V240H117ZM119 239H120V241L123 243V241L124 240H126L125 242L126 243H121V242H118L119 241ZM182 239V240H181ZM183 239H185V240H183ZM195 239L197 240V241H195ZM255 239V240H254ZM3 240V241H2ZM24 240V241H23ZM45 242H44V241ZM89 240H91V241H89ZM129 242H128V241ZM134 240V241H133ZM137 240V241H136ZM151 240V241H150ZM153 240V241H152ZM202 241V243H201V241ZM204 240H206V242L204 241ZM213 240V241H212ZM226 240H227V242H226ZM25 241H27V242H29V243H27V242H25ZM53 241H55V242H53ZM57 241V242H56ZM94 241V242H93ZM108 243H107V242ZM111 241V242H110ZM114 241H117V243L116 242H114ZM186 243H185V242ZM199 241V242H198ZM210 241V242H209ZM214 243L215 242V244H213L212 242ZM223 241V242H222ZM38 242H40V243H42V246L44 245L46 248H47V253L48 254H46L45 252H42V250L44 251V249L43 248H39V246H36L37 245V243ZM63 243L62 245H61V243ZM71 242V243H70ZM75 242V243H74ZM91 242H93V243H91ZM102 242H103V244H102ZM113 242V243H112ZM133 242H135L134 244H135V246L133 245ZM155 242V243H154ZM197 242H198V244L199 245H201L202 246V248H201V246L200 247H198L199 245L197 244ZM205 242V243H204ZM27 245H26V244ZM78 243V244H77ZM91 243V244H90ZM106 243V244H105ZM118 243H119V246H118ZM132 244V246H131V244ZM153 243H154V245H153ZM158 243H160V247H162V248H160L159 246H158ZM196 243V244H195ZM209 243V244H208ZM219 243H221V244H219ZM225 243H226V245L228 244L229 246L228 247H230L229 248V250H227L228 248H227V246L225 245ZM6 246H5V245ZM89 244V245H88ZM108 244V246H106ZM112 244V245H111ZM121 244V245H120ZM128 244V245H127ZM203 244V245H202ZM204 244H205V246H204ZM207 244H208V246H207ZM211 244V245H210ZM9 245V246H8ZM22 245V246H21ZM28 245H30V246H28ZM49 245V246H48ZM68 245V246H67ZM102 245V246H101ZM112 247H111V246ZM126 245V246H125ZM151 245H153V247L151 246ZM189 245V246H188ZM196 245H197V247H196ZM210 245V246H209ZM55 246V247H54ZM58 246V248H56ZM62 246H64L63 248H62ZM70 246V247H69ZM78 246V247H77ZM89 246V247H88ZM90 246H92V247H90ZM96 246V247H95ZM104 246V247H103ZM117 246H118V248H117ZM120 246H121V248H120ZM123 246H125V247H123ZM150 246H151V248H150ZM188 248H187V247ZM225 246H226V248L227 249H225ZM8 247V248H7ZM28 247V248H27ZM32 249H31V248ZM38 247V248H37ZM53 247V248H52ZM68 247V248H67ZM73 247V248H72ZM81 247V248H80ZM98 247V248H97ZM100 247H101V249H100ZM109 247V249L111 248V250H109V249H107ZM114 247L115 248H117V250L116 249H114ZM132 247H133V249H132ZM149 249H151V250H148V248ZM190 247V248H189ZM204 247V248H203ZM5 248V249H4ZM27 248V249H26ZM38 250H37V249ZM62 248V249H61ZM86 248H88L87 250H86ZM89 248L91 249L90 250V252H89ZM125 248V249H124ZM153 248V249H152ZM195 248V249H194ZM9 249V250H8ZM14 249V250H13ZM32 251H30V250ZM36 249V250H35ZM50 249V250H49ZM67 249V250H66ZM71 249V250H70ZM76 249H78V250H76ZM96 249H97V251H96ZM123 249V250H122ZM130 251L129 253H128V251ZM131 249V250H130ZM146 249V250H145ZM192 249H194V250H192ZM201 250V251H198V250ZM13 251V252H11V251ZM34 250L36 251V252H34ZM61 250V251H60ZM64 250H66V251H64ZM73 250V251H72ZM74 250H76V251H74ZM85 252V253H83V251ZM93 250V251H92ZM98 250H100V251H98ZM105 250V251H104ZM121 251V253H120V251ZM153 250L154 251H156L155 253L153 252ZM209 250V251H208ZM229 252L230 251V253H231V255L228 253L227 254V252ZM5 251H6V253H5ZM11 252L10 254H9V252ZM16 251V252H15ZM49 251H51V252H49ZM70 251H72V252H70ZM82 253V254H78V253H80V252ZM107 251V253L105 254L104 252H106ZM110 251H111V257H112V259L114 258L115 260H112V262H111V257H110ZM114 251L116 252V253H114ZM117 251H119V253L117 252ZM147 251V252H146ZM197 251H198V253H197ZM15 252V253H14ZM23 252V253H22ZM26 252V254H24ZM29 252L31 253V255L29 254ZM40 252V253H39ZM56 252V253H55ZM89 252V253H88ZM97 252H99V253H97ZM113 252V253H112ZM159 252H160V254H159ZM163 252V253H162ZM189 252H190V254H189ZM200 252V253H199ZM205 252V253H204ZM207 252V253H206ZM14 255H13V254ZM45 255H48L49 256V258H48V260L47 259H45L44 260V262L43 261H41V259L43 260L44 259V257L46 256H44L43 254ZM53 253H55V254H53ZM57 253H59V254H57ZM65 253H66V255H65ZM88 253V254H87ZM91 253V254H90ZM94 253V254H93ZM95 253H97L98 254V256L100 255V257H98V256H96L97 254H95ZM101 253V254H100ZM109 253V254H108ZM134 253H135V255H134ZM137 253H138V255H137ZM148 253V254H147ZM150 253V254H149ZM151 253H153V254H151ZM163 255H162V254ZM20 254V255H19ZM35 254V255H34ZM36 254H37V256H36ZM51 254L53 255V257L55 258H53V257H51ZM68 254V255H67ZM84 254V255H83ZM103 254H105V255H103ZM113 254H118L120 257H122V258H120L118 255H113ZM126 254V255H125ZM141 254V255H140ZM199 254H201V255H199ZM208 256H207V255ZM15 255H19V257H17L16 256V259L17 260H15ZM31 256V258H32V261H31V258H30V256ZM42 255V256H41ZM62 255H64V256H62ZM71 255V256H70ZM87 255V256H86ZM90 255V256H89ZM94 255V256H93ZM114 257H113V256ZM123 255H125V256H123ZM127 255H129V256H127ZM143 255V256H142ZM146 255H148V257L146 256ZM152 255H153V257H152ZM160 255V256H159ZM164 255H165V257H164ZM27 256V257H26ZM28 256H29V259H28ZM56 256V257H55ZM66 256H69V257H66ZM82 256L84 257L83 259H87V261H85V260H83L82 259ZM103 256H104V258H103ZM134 256V258L132 259V257ZM140 256V257H139ZM146 257L145 259L144 258H142V257ZM158 256V257H157ZM201 256V257H200ZM203 256H205V260L203 259ZM14 257V258H13ZM40 258V259H38V258ZM47 257V256H46ZM71 257V258H70ZM78 257H80L81 258V261H80V258H78ZM87 257V258H86ZM110 257V258H109ZM123 257H125L124 259H125V261H124V259H123ZM128 257H131L130 259L128 258ZM162 257H163V259H162ZM206 257H208V259L206 258ZM3 258V259H2ZM21 258V259H20ZM52 258H53V262L51 261L52 260ZM75 258V259H74ZM109 258V259H108ZM120 260L119 262H118V259ZM141 258V259H140ZM152 258H153V261H152ZM158 260H160V261H157V259ZM166 258V259H165ZM201 258H202V260H201ZM20 259V260H19ZM56 259H57V262H56ZM65 259H68V260H65ZM89 259V260H88ZM105 259V260H104ZM106 259H107V261H106ZM127 259H128V261H130V262H127ZM3 260V261H2ZM35 260V261H34ZM83 260V261H82ZM97 260V261H96ZM136 260V261H135ZM155 260V261H154ZM14 261H16V262H14ZM48 261V262H47ZM50 261V262H49ZM69 261V262H68ZM74 261V262H73ZM105 261V262H104ZM143 261H145V262H143ZM147 261V262H146ZM151 261V262H150ZM162 261V262H161ZM201 261V262H200ZM206 261H209V262H206ZM23 262V263H24ZM39 262V263H38ZM41 262V263H40ZM52 262V263H51ZM63 262V263H62ZM79 262V263H78ZM96 262V263H95ZM108 262H107V264H108ZM117 262V263H116ZM204 262V263H203ZM24 263V264H25ZM29 263V262H28ZM29 263V264H30ZM66 263H64V264H66Z\"/></svg>",
	"mask_w": 264,
	"mask_h": 264
}]
</instances>
